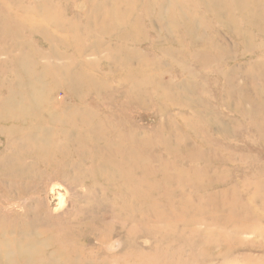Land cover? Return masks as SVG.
<instances>
[{"label": "rangeland", "instance_id": "rangeland-1", "mask_svg": "<svg viewBox=\"0 0 264 264\" xmlns=\"http://www.w3.org/2000/svg\"><path fill=\"white\" fill-rule=\"evenodd\" d=\"M0 248L264 264V0H0Z\"/></svg>", "mask_w": 264, "mask_h": 264}, {"label": "bare ground", "instance_id": "bare-ground-1", "mask_svg": "<svg viewBox=\"0 0 264 264\" xmlns=\"http://www.w3.org/2000/svg\"><path fill=\"white\" fill-rule=\"evenodd\" d=\"M211 1H213V2H216V0H211ZM236 1V0H235ZM215 7H217V6H215ZM10 19H5L3 22L4 23H6V22H8ZM3 23V24H4ZM34 124V123H33ZM73 126V125H72ZM92 128H94V127H92ZM47 131V130H46ZM89 131H91V130H89ZM37 135V134H36ZM30 136V135H29ZM30 137H32V136H30ZM29 137V138H30ZM36 137V136H35ZM37 139V138H36ZM38 141H40L39 140V138L37 139ZM17 141V140H16ZM42 141V140H41ZM37 142V141H36ZM38 143V142H37ZM30 144V143H29ZM29 222H35L37 225H38V221H21V222H16V223H19V226H17L16 224H13V226H9V225H7V228H6V230L7 231H12V232H15L16 233V229H17V227H24L23 229H25L24 231V235L25 234H28V230L26 229L27 227H31V225L33 224V223H29ZM1 225H4V223H2ZM35 225V224H34ZM51 226H52V224H50L49 225V229H51ZM54 228V227H53ZM56 230V229H55ZM22 236H20V235H17V234H15V236L13 237V238H9L8 237V243L10 244V254H11V256H13V257H18V256H22V254H23V248H27V246H26V244H28V245H30L31 246V244H29L30 243V240L28 239V238H24V241H25V245L23 246V247H21L20 245H19V239L21 238ZM32 243L33 244H35V240L32 238ZM35 251L38 255H40V257L41 258H43V255H42V252L43 251H41V250H39V249H36V248H34V247H31V251ZM38 251H40V252H38ZM54 253H56L57 251H58V253H60V255L61 256H63V255H65V249H64V246H63V244L61 245H59L58 244V248H57V245H56V248L54 249ZM32 253V252H31ZM31 253H30V255H31ZM50 255V254H49ZM1 258H3V248H0V259ZM35 261V260H34ZM21 263V262H20ZM19 263V264H20ZM0 264H1V262H0ZM30 264H52V262L50 261V259H49V257H48V260H46V259H44V261L43 260H40L39 259V257L37 258V261H35V262H31Z\"/></svg>", "mask_w": 264, "mask_h": 264}]
</instances>
